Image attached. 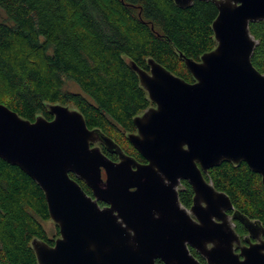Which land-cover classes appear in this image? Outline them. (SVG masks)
<instances>
[{"label":"water","instance_id":"water-1","mask_svg":"<svg viewBox=\"0 0 264 264\" xmlns=\"http://www.w3.org/2000/svg\"><path fill=\"white\" fill-rule=\"evenodd\" d=\"M173 1L182 9L195 1L217 6V46L199 61L179 54L193 83L153 59L149 71L128 61L154 104L127 135L147 164L89 129L77 109L50 104L53 119L32 122L0 103V159L36 182L59 229L53 245L32 241L38 264H202L188 246L207 264H264V243L244 249L243 261L234 254L239 238L229 212L253 235L264 232L260 223L205 179L223 163H245L264 186V74L252 63L250 32L264 22V0ZM182 181L194 191L190 210L179 200Z\"/></svg>","mask_w":264,"mask_h":264},{"label":"trees","instance_id":"trees-1","mask_svg":"<svg viewBox=\"0 0 264 264\" xmlns=\"http://www.w3.org/2000/svg\"><path fill=\"white\" fill-rule=\"evenodd\" d=\"M0 12V103L32 122L52 120L50 104L71 105L89 129L101 130L136 160L142 157L127 135L153 104L128 61L149 71L153 59L193 83L179 54L199 61L217 46L212 1L182 9L173 0H0ZM250 32L257 41L252 63L264 74V22L251 23ZM66 81L81 93L66 91ZM205 179L264 225V186L247 164L223 163ZM193 195L183 182L181 203L190 207ZM49 220L36 182L0 159V264H38L32 241L54 244L42 224Z\"/></svg>","mask_w":264,"mask_h":264},{"label":"flooded vegetation","instance_id":"flooded-vegetation-1","mask_svg":"<svg viewBox=\"0 0 264 264\" xmlns=\"http://www.w3.org/2000/svg\"><path fill=\"white\" fill-rule=\"evenodd\" d=\"M152 106H154V104ZM136 132H137V130H135L134 133H136ZM101 148H102V151L105 150V152L110 155V157L108 156V158H110L111 160H113L115 162H117L119 160L117 155L109 153L108 151H106V149L102 145H101ZM114 157H115V159H114ZM137 161L140 164H147L146 159L143 158V157H142L141 160H137ZM102 174H103V178L106 180V172H105L104 169L102 170ZM183 182H187V181H182L181 182V185L178 188L179 200H180V193H181V191L183 189ZM193 198H194V195H193ZM180 202H181V200H180ZM100 205H101V207H104L105 206V204H103V203H100ZM192 205H193V203L191 204L190 207L185 206V205H183V207L186 208L187 210H190L191 207H192ZM234 210L235 211H238L235 208V206H234ZM233 213H234V211H230L229 212V215L231 216V219H232V222H233V227H234L235 232L237 233L238 238H239V241L234 243L233 251H234V254L235 255H238L239 256V259L241 261H243L244 260V257L242 256V252H243L244 249L250 248L252 245L264 243V232H261V231H259V229H256V230H254L255 233L253 235L243 223H241L239 220H236V219L233 218ZM242 214H244V213H242ZM245 216H247V215H245ZM248 218L251 221H253V222H259L260 225H261V227L264 229V225H263V223L260 220H258V219H251L250 217H248ZM188 248H189L190 252L199 260V262H201L202 264H207L206 259L204 257H202L195 249H193L191 246H188ZM157 264H165V263H163L161 260H157Z\"/></svg>","mask_w":264,"mask_h":264},{"label":"rangeland","instance_id":"rangeland-1","mask_svg":"<svg viewBox=\"0 0 264 264\" xmlns=\"http://www.w3.org/2000/svg\"><path fill=\"white\" fill-rule=\"evenodd\" d=\"M0 18L4 19L3 14L0 12ZM65 90L66 91H70V92H76V93H81V90L79 89V87L71 82V81H66L65 83ZM70 108H73V106H69ZM45 230L47 231V234L49 235L50 238L52 239H57L59 236L57 235V226L55 225V223L52 220L46 221L42 223Z\"/></svg>","mask_w":264,"mask_h":264}]
</instances>
